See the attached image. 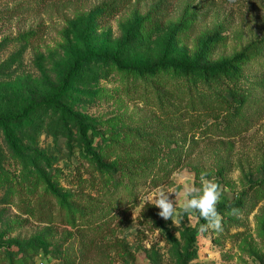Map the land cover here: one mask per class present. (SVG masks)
<instances>
[{"label":"rangeland","instance_id":"obj_1","mask_svg":"<svg viewBox=\"0 0 264 264\" xmlns=\"http://www.w3.org/2000/svg\"><path fill=\"white\" fill-rule=\"evenodd\" d=\"M21 113L0 124V264H264V0H0V117ZM202 173L222 231L144 205Z\"/></svg>","mask_w":264,"mask_h":264},{"label":"clouds","instance_id":"obj_2","mask_svg":"<svg viewBox=\"0 0 264 264\" xmlns=\"http://www.w3.org/2000/svg\"><path fill=\"white\" fill-rule=\"evenodd\" d=\"M169 194H174L175 199H170ZM182 196V201L177 203V198ZM222 196L221 185L214 179L207 178L206 173L200 176V187H196L192 182H185L180 192L166 190L163 186L152 189L143 196L144 205L151 204L159 209L158 215L165 219H171L173 224L177 219H182L184 215L189 218L195 213L198 219H203L205 223L200 226L203 233L208 230L217 232L223 230V217L217 210V204ZM178 207L180 211H178ZM231 216L240 215L238 208H231L227 213Z\"/></svg>","mask_w":264,"mask_h":264},{"label":"trees","instance_id":"obj_3","mask_svg":"<svg viewBox=\"0 0 264 264\" xmlns=\"http://www.w3.org/2000/svg\"><path fill=\"white\" fill-rule=\"evenodd\" d=\"M259 44H257L255 46V49H253L254 51H251L249 53L250 54H255V52L257 51V53L260 51V49H258ZM245 53H242L240 57H237L236 60H241L242 57H245ZM95 58V59H99V60H111L112 62H115L116 64H118V66H120L121 68L125 69V70H129V71H135L137 74L140 75H149V76H153L155 75L159 69H169V68H173V69H179L181 73H183L186 76H190V77H197L198 73L201 72V75L203 76V79L205 82L211 84L215 81H219L220 76L225 75L227 76V69H223L222 66H215V67H210V66H205V67H198L196 65L193 64H185V63H171V62H159V63H155L149 66H122L119 64V62L117 61V59L114 56L108 55V54H94V55H89L85 58H83V60H86L88 58ZM246 58H248V55L246 56ZM82 60H79L75 63V65L73 66L74 68H77L78 64L81 62ZM235 74H231L227 77H233ZM240 88L234 90H231V95H232V102H235V108L234 111L235 113H238V111H240L244 105L245 99L242 95V93L240 92ZM45 103L47 104H51L53 105L56 109H59L63 114H71L64 105H62L60 102L55 101L53 99H48L47 101H45ZM234 113V114H235ZM25 115V113H21L20 115H18V117H14V118H4V117H0V124L7 126L8 124H11L13 122H15L16 120L20 119L21 117H23ZM82 127V126H81ZM83 137L86 143L87 148H90V139L88 138V136L86 135V133H83ZM99 165L102 168H111L112 165H108L105 164L103 162H99Z\"/></svg>","mask_w":264,"mask_h":264}]
</instances>
